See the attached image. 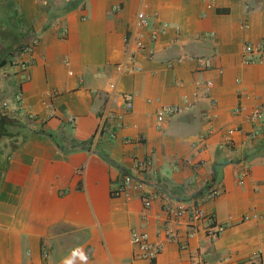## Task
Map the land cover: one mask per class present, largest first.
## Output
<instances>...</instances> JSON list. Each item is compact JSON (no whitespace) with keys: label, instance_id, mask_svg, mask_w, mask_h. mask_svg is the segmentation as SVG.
Returning <instances> with one entry per match:
<instances>
[{"label":"crops","instance_id":"0c3cea01","mask_svg":"<svg viewBox=\"0 0 264 264\" xmlns=\"http://www.w3.org/2000/svg\"><path fill=\"white\" fill-rule=\"evenodd\" d=\"M141 10L162 32L141 70L120 74ZM258 42L264 0H0V115L14 134L0 136V264H63L76 249L86 264H264V123L254 137L248 118L264 106V61L244 51ZM162 104L181 110L160 122ZM127 173L154 196L147 218L137 193L114 194ZM213 185L204 206L221 233L202 222L190 237L187 211L168 235L167 205ZM134 231L163 241L155 260Z\"/></svg>","mask_w":264,"mask_h":264},{"label":"built area","instance_id":"2783aa9c","mask_svg":"<svg viewBox=\"0 0 264 264\" xmlns=\"http://www.w3.org/2000/svg\"><path fill=\"white\" fill-rule=\"evenodd\" d=\"M162 32V29L155 27L151 17L143 10L137 13L136 18V30L130 36H127V55L125 60L116 64V69L120 74L124 73H133L141 70L140 58L141 57H151L155 53V44L157 43L159 36ZM37 40H34L36 43ZM244 51L248 54L257 52L258 58L252 59L251 61H264V42L258 43H247L244 46ZM33 63V60L23 62L21 64V69L24 71V78H28V70ZM112 89L117 88V84L113 82L111 84ZM126 107L132 109L133 107V93L122 94ZM22 103V94L19 93L16 95V100L13 102H4L3 107L6 110L11 108V105L15 103ZM180 107L177 105L171 104H162L157 112V117L160 122H163L167 118L180 112ZM236 111H240V108H237ZM250 121L256 124L255 128L252 130L251 135L256 137L261 131V123H264V106H256L253 111L248 115ZM105 122L104 120L99 123L96 131L95 137L99 136L103 129ZM235 130H230V133H233ZM135 167L138 171L142 172L151 167V161L147 159L136 160ZM137 193L136 195L141 197L145 209L144 217H148V212L152 209L154 196L149 193L146 182L139 178L135 177L132 174H125L122 183L114 191V194L117 195H129L131 193ZM222 193L221 188L216 185L211 186L206 194L200 199H194L190 203L184 201L178 202L176 207H172L170 204L166 207L167 218H166V232L168 235L173 234L171 224L173 220H178L181 218L185 212L190 211L189 219V231L188 235L194 236L198 230L199 225L203 222L205 223V229L207 235L216 238L221 231L223 226L219 225L217 218L214 213L207 212L204 204L207 201H213L218 198ZM131 241L138 250L139 255L146 260L153 261L157 258L158 254L163 250V241L161 239L152 240L150 234L147 231H134L131 234ZM192 264H200L199 260H194ZM245 264V263H239Z\"/></svg>","mask_w":264,"mask_h":264},{"label":"trees","instance_id":"16d2710c","mask_svg":"<svg viewBox=\"0 0 264 264\" xmlns=\"http://www.w3.org/2000/svg\"><path fill=\"white\" fill-rule=\"evenodd\" d=\"M6 60H1L0 65L4 64ZM11 120H9L6 116L0 115V136L1 135H14L13 133H5L9 127V125H12Z\"/></svg>","mask_w":264,"mask_h":264},{"label":"clouds","instance_id":"9594fccd","mask_svg":"<svg viewBox=\"0 0 264 264\" xmlns=\"http://www.w3.org/2000/svg\"><path fill=\"white\" fill-rule=\"evenodd\" d=\"M79 258V260L87 262V256L84 254L82 249H76L72 253V257L70 259H66L63 264H75V260Z\"/></svg>","mask_w":264,"mask_h":264},{"label":"rangeland","instance_id":"374dc122","mask_svg":"<svg viewBox=\"0 0 264 264\" xmlns=\"http://www.w3.org/2000/svg\"><path fill=\"white\" fill-rule=\"evenodd\" d=\"M16 130V129H15Z\"/></svg>","mask_w":264,"mask_h":264}]
</instances>
